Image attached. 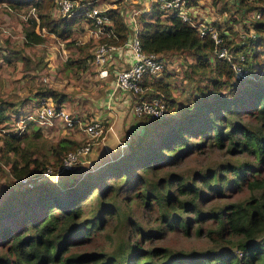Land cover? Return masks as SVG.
<instances>
[{
  "label": "trees",
  "instance_id": "obj_1",
  "mask_svg": "<svg viewBox=\"0 0 264 264\" xmlns=\"http://www.w3.org/2000/svg\"><path fill=\"white\" fill-rule=\"evenodd\" d=\"M2 1L39 6L38 0ZM42 1L48 9L52 5V0ZM233 1L245 12L259 11V17L244 26L254 37L225 41L230 51L245 53L251 76L236 78L229 63L213 55V40L199 37L179 17L157 6L140 12L137 35L142 50L188 52L196 67L208 70L207 84L181 101L173 96L170 83L156 76L151 96H161L167 111L158 118L140 116L136 139L128 135L121 155L59 185L36 181L9 189L0 205V264H264V0ZM106 13L116 35L113 42L122 43L129 33L123 12L117 6ZM39 17L40 27L69 40L81 20L54 18L49 11ZM24 34L31 44L43 40L33 28ZM85 46L88 43L78 49ZM144 85L149 89L150 80ZM37 95L51 97L62 107L64 95L53 89ZM19 113L13 102L0 100V124ZM25 135L4 133L0 148L17 179L44 169L32 157L35 151L21 146ZM77 144L68 137L58 139L51 148L54 164ZM213 150L223 153L221 159L191 174L176 168L183 160ZM147 213L155 227L142 225ZM113 221L125 222L129 230L116 249L95 245L86 250L84 246ZM168 232L195 233L209 245L176 251L147 243Z\"/></svg>",
  "mask_w": 264,
  "mask_h": 264
},
{
  "label": "rangeland",
  "instance_id": "obj_2",
  "mask_svg": "<svg viewBox=\"0 0 264 264\" xmlns=\"http://www.w3.org/2000/svg\"><path fill=\"white\" fill-rule=\"evenodd\" d=\"M98 1L99 7L112 2H116L118 6L121 5V0ZM199 1L197 2L198 8L203 11L206 18L215 19L219 30L227 28L230 39L239 43L238 39L244 33L245 23L249 26V21L252 18L251 11L245 12V9L239 7L233 0ZM38 2L39 6L32 3L10 5L6 1L0 2V100L11 101L18 110L25 111L36 105L37 99L40 98L37 97V91L53 89L64 95L62 108L72 115H78L84 123L95 119L101 121L104 125V134L98 139L83 163L68 171H61L62 159L60 163L54 164L53 161L56 157L51 152V148L58 139L68 137L78 142L75 148L70 150L77 149L86 141L81 129L77 125L68 128L62 122L55 121L52 127L40 128L39 133L34 136L33 131L36 127H29V130L25 132L26 141L22 142L21 146L31 147L35 151L32 157H36L41 162V167L49 168L51 171L47 175H43L44 169L39 173L36 171L37 174L26 176L28 179L24 184L22 180L12 176L9 164L6 163V158L2 156L0 150V205L11 188L21 189L36 181L38 183L51 181L59 185L70 178H78L87 169H93L99 166L100 161H103V159L100 160V157L106 149H101L102 143L109 146L110 153L106 159H110L109 157L122 154L119 152L125 148L129 134L134 141L139 132L137 126L139 117H133L127 113L121 120L122 107L119 103L115 102L109 106L110 100H117L110 97V85L105 81L106 78L102 79L98 74V68L94 64L92 56L93 41L85 38L81 21L75 26L70 40L60 38L48 28L39 26V15L46 11H49L54 18L61 17L56 13L55 0H52L49 9L45 7L46 4L42 0H38ZM131 4L126 5L124 13L132 10ZM27 28H33L37 33H40L43 36L42 42L34 44L27 42L24 34ZM84 43H88L89 46L79 50L78 46ZM164 55L167 58L166 66L157 77L170 83L173 96L178 100L185 101L188 96L195 94L199 87L207 84L208 70L196 67L193 64V55L178 51ZM72 59L75 63H71ZM111 79L112 75L109 80ZM155 79L156 77L149 79L150 87L146 89L148 96H151L152 91L156 90ZM51 103L55 105V101L52 99ZM9 123H13L12 119L6 125L0 124V148L2 147L3 131L9 127ZM109 126L112 129L109 130ZM70 150H67L65 154ZM65 154H62V158ZM9 155L11 158H16L11 153ZM221 156H223L222 152L213 150L211 154H198L183 160L176 168L183 174H191L194 169L200 168L208 162L219 160ZM40 169L38 168V171ZM137 213V210L134 209L132 217H138ZM142 225L155 227L156 222L147 213ZM128 232L125 222L118 224L113 221L84 247L86 250H93L95 245H100L115 250ZM147 243L156 247L157 245H167L176 251L196 250L209 245V241L195 233L185 236L181 232H168L163 238L159 237Z\"/></svg>",
  "mask_w": 264,
  "mask_h": 264
},
{
  "label": "built area",
  "instance_id": "obj_3",
  "mask_svg": "<svg viewBox=\"0 0 264 264\" xmlns=\"http://www.w3.org/2000/svg\"><path fill=\"white\" fill-rule=\"evenodd\" d=\"M124 1L127 0H121L119 6L116 2H112L99 7L98 0H55V8L56 13L61 17L81 16L80 21L85 31V38L93 41V62L98 68V74L104 79L111 72L113 82L110 85L109 95L116 100L118 93H124L127 96L129 115L158 118L167 111L164 99L161 96H148L146 93L148 86L144 85L146 78L149 80L164 71L167 61L164 54L143 51L137 35L138 20L136 15L149 10L152 6H157L168 15L179 17L193 27L199 37L211 38L214 43L213 55L227 61L236 78L251 76L246 67L245 53L239 50L230 51L225 43L226 39H230L228 29L221 28L219 30L215 19H207L203 11L198 8V3L192 4L191 0H144L146 8L143 7L140 10L132 8L131 11L124 13L123 11L127 7L122 4ZM117 6L121 11L123 10L124 21L129 27L127 39L122 43L113 42L116 35L113 31L112 20L106 13L108 8ZM251 15L255 19L259 17V11L253 10ZM249 35L255 36L252 29L244 31L240 39H245ZM114 54L121 59V66H117L119 64L115 63ZM134 96L136 99L133 98ZM112 101L110 100L109 106L113 105ZM12 121L13 123H9V127L4 129L3 134L10 132L22 134L27 132L29 127H52L55 121L62 122L68 128L77 125L81 129L86 141L77 149L70 150L64 155L60 165L61 171H68L83 163L98 139L104 134V125L101 121L95 119L84 123L78 115H72L64 108L56 107L51 103L49 97L37 99L36 105L31 106L28 110L20 111L18 115L12 117ZM111 128V126L108 127L109 130ZM50 171L49 168H45L43 175L49 174ZM27 179V177L20 178L24 183Z\"/></svg>",
  "mask_w": 264,
  "mask_h": 264
},
{
  "label": "crops",
  "instance_id": "obj_4",
  "mask_svg": "<svg viewBox=\"0 0 264 264\" xmlns=\"http://www.w3.org/2000/svg\"><path fill=\"white\" fill-rule=\"evenodd\" d=\"M130 3H132L131 7H133L136 10L143 9V7L146 8V6L144 5V0H127V1H124L122 4L127 5V4H130ZM113 59H114L116 64H119L117 66H121L122 65L121 59L118 58V56L116 54H114V58ZM110 76H111V72H110V75L105 80L107 83H109V85H111V83L113 82L112 79L109 80ZM126 97L127 96H125L124 93H118V98L116 99L117 101H112L111 102L112 104H114L115 102L119 103V105L122 107V110L120 111L121 112V120L123 119V116L128 113V111H127L128 110V104H127V101H126L127 100ZM102 148H105L106 150H104L103 153L101 154L100 160L101 159H105L108 156V153H110L109 150H108L109 146L106 145L105 143H102L101 149ZM119 153H122V152H119Z\"/></svg>",
  "mask_w": 264,
  "mask_h": 264
},
{
  "label": "water",
  "instance_id": "obj_5",
  "mask_svg": "<svg viewBox=\"0 0 264 264\" xmlns=\"http://www.w3.org/2000/svg\"><path fill=\"white\" fill-rule=\"evenodd\" d=\"M107 158V157H106ZM103 159V161L102 162H100V164L99 165H102L103 163H105L107 160H109V159ZM110 158V157H109Z\"/></svg>",
  "mask_w": 264,
  "mask_h": 264
},
{
  "label": "bare ground",
  "instance_id": "obj_6",
  "mask_svg": "<svg viewBox=\"0 0 264 264\" xmlns=\"http://www.w3.org/2000/svg\"><path fill=\"white\" fill-rule=\"evenodd\" d=\"M112 158H114L113 156L112 157H110V159H112Z\"/></svg>",
  "mask_w": 264,
  "mask_h": 264
}]
</instances>
